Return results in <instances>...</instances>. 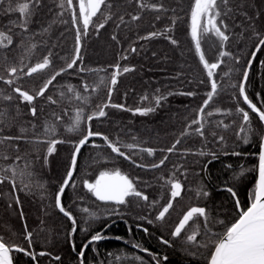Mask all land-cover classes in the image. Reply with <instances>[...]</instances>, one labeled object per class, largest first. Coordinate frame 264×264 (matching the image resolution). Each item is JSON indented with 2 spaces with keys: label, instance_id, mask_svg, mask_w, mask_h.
<instances>
[{
  "label": "trees",
  "instance_id": "obj_1",
  "mask_svg": "<svg viewBox=\"0 0 264 264\" xmlns=\"http://www.w3.org/2000/svg\"><path fill=\"white\" fill-rule=\"evenodd\" d=\"M58 0H45L46 7L34 17V21L30 27L31 29H39L40 25L47 26L51 21L56 19L55 13L60 11L56 7ZM118 7L113 11L117 14H123L125 20L129 23L127 26L121 25L119 29L116 24L119 20L116 16L106 24L105 28L101 29L99 34L90 27L89 34L82 38L81 55L83 57L82 66L86 69H104V71H85L78 72L69 70L53 82L50 86L48 94L58 97V93L64 85H73L78 90L81 89L82 81L89 85V91L84 93L90 97V103L85 106L86 115L91 111H98L97 105H103L108 99V90L110 87V77L114 69L110 66L119 63L121 67H134L135 71L124 73L118 77V83L112 89L111 102L114 104H123L126 109H136L144 107H155L154 96L157 95L156 89H160V93L167 95V93H177L168 96L167 100L162 101L161 106L156 108L154 112L148 115L133 114L132 111H126L116 108H106L107 115L103 118L95 119L91 122L94 131L102 132L109 136L110 139H117L122 143H134L132 137L135 136L142 147H152L155 149H166L180 137V134L185 130L186 124L192 119L196 118L197 110L206 99L205 93L210 91V80L207 76L206 70L199 61V57L195 52V43L191 39L190 34V5L193 0H162L165 7L175 9V12L169 11L164 14L165 18L156 23V28L153 29L151 22L155 19L157 13L145 11L142 19L139 21H131L127 15L128 12L139 11L134 3H129L128 0H113ZM238 0H233V6ZM247 4H252L253 0H246ZM259 6L257 9L246 7L243 10L248 11L249 15H253L259 8H264L260 4V0H255ZM76 4V0H74ZM6 6V5H5ZM48 9L52 11L49 12ZM179 16L175 29L170 35L178 39L179 43L173 46L168 40L159 37L152 40L137 41V37L145 35L153 30H162L164 25L170 23L167 17ZM234 19L227 20L230 31L236 33V38L229 42L228 49L234 53L235 56L240 57V63L237 64L235 60L225 58V63L215 71L214 79L218 80L222 90L219 95L210 104L209 110L215 107L224 109H235L236 101L232 99L234 94L238 93V89L232 88L230 85L237 84L242 79V72L246 66V61L250 59V53L254 50L255 41L247 38L239 39V34L243 30V26L247 23L245 18L236 12L233 14ZM19 18L18 13H11L4 15L0 9V28L8 24L9 20ZM63 19L68 20L69 15L65 13ZM103 17L98 14L94 18V23H99ZM257 27L264 23V15L260 17L259 21L255 22ZM235 25H240L236 27ZM252 31L248 29V33ZM63 33V36L60 34ZM116 35L119 43L111 39L112 35ZM18 39V38H17ZM37 43L46 42L48 46L58 44L59 47L54 51L61 55H70L74 49L75 32L71 24H61L57 22L53 25L52 31L44 35L35 37ZM135 46L137 53H129L125 50ZM156 55L153 56L152 53ZM46 54L44 47H38L35 55L31 61L26 60L25 63H34L39 61L43 55ZM128 55L127 60L121 59V55ZM12 55H17L12 53ZM209 62H215L217 53L215 50L210 51L207 56ZM264 60V48L258 53L256 60L253 63L249 82L247 84V93L254 103L260 106L256 98V94H260V98L264 99V68L260 66V61ZM63 61H55L52 68L46 69L43 72L34 74L32 77H25L24 80L19 81L18 85L29 91L38 90L39 87L53 74L54 71L64 67ZM228 77L224 76V72L229 71ZM0 75H6L0 66ZM101 78L104 83L100 84ZM203 81V83H201ZM0 88H4L10 92L7 85L0 82ZM92 88H97L92 91ZM196 92L195 96L179 95L181 92ZM69 96L71 94H68ZM147 97V99H144ZM240 100V107L247 106L243 104L242 98ZM43 106V102L38 101ZM3 105H0L2 107ZM80 106L79 101L64 99L58 105L45 106L44 113L40 120L36 123L37 133L42 132V121L44 118L54 120L51 116L52 112H56L62 116V122L57 124V134L54 138L64 139L65 143L56 146V152L49 157L47 167H42L41 162L35 159L37 153L33 151L31 145H25L21 151L30 153L25 156V159L17 163L23 167L27 161H32L31 170L33 172L32 180L34 183H44L46 191L33 187L31 190L17 191L15 194L11 193V184L5 182L0 184V235H2L9 243H15L27 247V242L23 238L24 220L19 216V208L15 204L13 195L19 196L21 200V207L25 214V220L28 225V230L33 232V249L37 252L46 251L51 255L44 257H37V261L33 262L30 257H25L22 253L15 254L14 264H80L78 259V252L83 243H85L90 235L108 227L104 234L109 239L103 240L97 244L89 247L85 254V264H100L105 261V264H110L112 257L108 253L115 255H127L132 257L140 255L144 258L147 264H155L152 257L140 252L132 247L133 244H141L148 248L152 253L158 254L159 257L167 256V261H162V264H207L205 257L207 252L200 250L195 256H190L185 252L188 245L184 242V235L180 238H172L171 232L182 218L183 214L192 206H207L211 209L212 215L224 220L226 223L232 222L238 212L241 210L235 207V199L226 190V187H233L238 193L241 201V208L249 204V192L254 188V182L257 179L258 172V150L259 137L252 136L249 144H244L242 139H239L235 133L240 124L241 117L233 115L231 117L216 116L210 119L220 120L224 119L225 123L235 120V126L229 128L227 131L217 129L219 135L225 137L223 144L215 143L213 138L209 136L208 141H202L199 137H185L178 149H192L193 151L216 152L217 158L213 159L211 156L188 155L181 158L179 154L170 155L169 161L165 166L153 171H145L141 168H136L122 157H116L111 153L110 149L106 147L93 148L91 142L86 145L78 157V172L74 173V180L77 187L66 189L65 195L62 197V202L66 207H70L73 215L77 218L78 226L77 232L73 236L68 233L71 230V222L67 220L54 207V195L60 183L66 176L67 168L70 164V157L73 152L72 142L78 140V134L68 133L65 126L71 121L70 118L75 116V109ZM22 111L26 112L27 107L22 105ZM67 109L68 114L64 115L63 110ZM250 111V110H249ZM252 117V124L254 127L258 126V117L250 112ZM32 119L30 116H24L21 121ZM27 126V125H25ZM13 133L16 129L13 128ZM29 136L32 135L30 131ZM207 135V130H206ZM243 135V134H241ZM97 144H103L99 138H93ZM39 149V155L42 157L46 152L47 145L41 144L36 146ZM127 151L126 149H122ZM239 152L241 155H231L232 152ZM229 153L225 155L224 153ZM109 155L112 158L107 167H119L123 172L129 174L134 178L139 176L141 181H148L152 187L145 188L146 194L150 198H156L160 204H164L169 199L170 186L164 185L163 181L158 179L161 175L165 178L174 169V163L183 164L184 168L188 169L187 179L180 176L179 172L176 174L182 183L185 185L186 191L182 193V197L174 202V207L170 210L169 215L164 222H156L149 225L146 221L139 220V216L148 215L153 218L156 211L159 209L150 210L142 201L132 198V205L130 208L121 206L125 215L121 217L107 216V210L111 205L102 204L96 201L91 194L87 193L82 187L83 179H94L98 175V168L93 164V158L98 154ZM165 153L157 151L155 156L149 157L146 153H140L134 159L139 163L151 164L158 162ZM14 158L17 153H10ZM143 157V159H141ZM2 164H11L12 160L0 161ZM205 165L207 168L205 170ZM231 165V167H228ZM245 170V174L238 180H235L234 173ZM183 171V169H181ZM27 182V181H26ZM203 184L205 189L210 193L207 198L201 197L197 199L194 191H187V189H195L198 185ZM143 187V183L138 185ZM23 187V185H20ZM44 197L43 199L41 197ZM79 197H84L83 200ZM11 204V207L8 205ZM140 204V207H136ZM90 210H98L104 214V218L91 223L89 227L84 221L87 220V214L82 211L83 208ZM41 220L44 221L41 224ZM140 224L143 228H147L145 233L142 228H137ZM129 226L131 232H129ZM87 227L88 232L82 231ZM191 222L186 232L190 231ZM214 230H222V227L217 224ZM120 236L122 239H115ZM161 237L171 242V246L164 245L160 242ZM75 241L76 251H73L70 241ZM95 249V251H94ZM190 251H196L195 248H190ZM60 256L61 260L56 261L55 256ZM121 264H138L131 259L124 260Z\"/></svg>",
  "mask_w": 264,
  "mask_h": 264
},
{
  "label": "snow or ice",
  "instance_id": "obj_2",
  "mask_svg": "<svg viewBox=\"0 0 264 264\" xmlns=\"http://www.w3.org/2000/svg\"><path fill=\"white\" fill-rule=\"evenodd\" d=\"M128 2L134 3L136 8L139 9L137 12L127 13L133 22L141 20L145 11L157 13L155 19L151 22L153 29L156 28L157 22L165 18L164 14L170 10L175 12V9L165 7L162 0H128ZM260 4L264 5V0H260ZM45 7V0H0V9H2L4 15L11 13L19 14L18 19L9 20L7 25L0 28V66H2L3 71L6 73V75H0V82L7 85L10 89L9 92L4 88H0V105H3L0 107V161L12 160L11 164L0 163V184H4L5 182L10 183L12 194H15L18 190H31L33 187L46 191L44 183H34L32 180L34 175L31 170L32 161H27L23 167L17 163L24 160L25 156L30 155V153L26 151L23 155L20 153L25 145H31L33 151L37 153L35 159L41 162L42 167H47L49 157L56 152V146L67 142L64 139L54 138L57 134V124L62 122L63 118L60 114L52 112L51 116L54 117V120L44 118L41 133L35 131L38 127L36 121L41 119L45 106L58 105L64 99L79 101L80 106L76 107L75 116L70 118L71 122L65 126L66 132L78 134L79 138L75 142H72L73 152L66 176L54 195V207L71 222L72 227L68 235L73 236L77 232V218L73 215L71 208L66 207L62 202V197L65 195L66 189L69 187L75 189L77 187L74 173L78 172V157L81 154V149L90 142L93 148L106 147L116 157H122L136 168L153 171L165 166L166 162L169 161L170 155L173 154H179L181 158H185L188 155H200L211 156L213 159H216L217 153L214 151L204 152L199 150L193 151L188 148L178 149L177 146L182 143L185 137H199L202 141L207 142L210 136L215 143L223 144L225 137L219 135L217 129L227 131L229 128L235 126L236 121L231 120L229 123H225L224 119L214 120L210 118L216 116L227 118L236 115L241 117V120L235 135L239 139H242L244 144H249L252 136L259 137L258 178L254 182V188L249 192L250 203L241 208V201L237 191L233 187H226L222 190L230 193L231 197L235 199V207L241 209L232 222L226 223L224 220L212 215L211 209L207 206H192L179 219V222L171 232V236L174 239L180 238L182 233H185L184 242L189 246V248L185 249V252L190 256H195L201 249L205 250L207 252V256L205 257L207 264H264V99L260 98L259 93L256 94V98L260 103V106H258L247 93V84L253 62L256 60L257 54L264 48V23L259 27L255 23L264 15V8H259L253 15H249L248 11L243 9L246 7L257 9L259 6L255 3V0H253L252 4H247L246 0H238L235 6H233V0H193L190 5V34L192 41L195 42V52L210 80V91L205 93L206 99L195 110L197 112L196 118L186 124L185 130L180 134V137L166 149H155L152 147H142L139 142H135L137 140L135 136L132 137L134 143H122L119 138L115 140L110 139L108 135L94 131L92 128L91 122L93 120L107 115L106 108L111 107L132 111L134 115L139 114L144 116L150 112H154L156 108L161 106L162 101L167 100L168 96L177 94L169 92L165 95L160 93V89H156L157 95L154 96L155 107L126 109L123 104L112 103V89L118 83V77L124 73L135 71L134 67H121L119 63L110 66L114 71L110 77V85L112 87L108 90V99L103 105L96 106L99 109L98 111L93 110L87 115L85 106L90 103V97L84 95V93L89 91V85L86 82L82 81L81 89L79 90L73 85H64L63 88L66 91H59L58 97L48 94L50 86H53V82L57 81L58 77L69 70L78 72L104 71V69H86L82 66V38L88 36L90 27L99 34L100 30L105 28L106 24L114 16L119 20V23L116 24L117 29L121 25L127 26L129 22L125 20V16L123 14L118 15L117 12L113 11L114 8L118 7L117 3L113 2V0H77V4L74 5V0H58L56 7L60 11L54 14L56 19L51 21L46 27L40 25L38 30L31 29L30 26L33 23H38V21H34V17ZM48 11L51 12L52 10L48 9ZM236 12H239L245 18V21H247L239 34V39L243 40L247 36V38L254 40V50L250 53V59L246 61V66L242 72V79L237 84L230 85L232 88L238 89V93L232 96V99L237 103L236 108L233 110L215 107L209 110L210 104L213 103L222 90V86L219 85L218 80L213 78L215 70L225 63V58L233 59L237 64L240 63V57L235 56L228 49L229 42L236 38V33L230 31L227 20L234 19L233 14ZM65 13L69 15L70 19H63ZM98 14L103 17V20L97 24L94 23V18ZM167 19H169L170 23L164 25L162 30H153L145 35H138L137 41L163 37L171 45H178V39L174 38L170 33L174 31L180 17L177 15L167 17ZM57 22L65 25L70 23L75 32L74 49L70 57L54 51V49L59 47L58 44L48 46L46 42H34L36 36L50 33L53 25ZM235 26L240 27V25ZM249 28L252 29L250 33H248ZM60 35L63 36V33ZM208 36L214 37L216 43L219 44L220 50L217 53L215 62H209L206 59L205 52L202 50V37ZM111 39L119 43L115 34L112 35ZM38 47H44L46 54L37 62L25 63L26 60L31 61ZM212 47L215 48L216 44L214 43ZM125 51L137 53L138 49L133 46ZM12 53H16L17 55L14 56ZM152 55L155 56L156 53L153 52ZM121 59L127 60L128 55L122 54ZM57 60L63 61L65 66L54 71L38 90L29 91L22 84L18 85V82L24 80L25 77H32L34 74L52 68L54 62ZM259 63L264 68V60H261ZM230 72L231 70L224 72V76L228 77ZM103 83L104 79L101 78L100 84ZM96 90L97 88H92V91ZM68 94L71 95L69 96ZM179 95L191 97L197 95V93L189 91L181 92ZM237 97L242 98V102L247 106L248 110L239 106L240 100ZM144 99H147V97H144ZM41 100L43 106L38 103ZM22 105L27 107L26 112L22 111ZM63 112L64 115L68 114L67 109H64ZM250 112L258 117V126L256 127L252 124ZM24 116H30L32 119L25 120L17 126V122L21 121ZM13 128L16 129L15 133L12 131ZM30 131L32 132L31 136L28 135ZM93 138H99L103 141V144L95 143ZM41 144L47 145L46 152L42 157L39 155V149L36 147ZM122 149H126L127 151ZM157 151L165 153L158 162L145 164L139 163L134 159L140 153H146L149 157L155 156ZM10 153H17V155L13 158ZM224 154L228 155L229 153L225 152ZM231 155L239 156L241 153L234 151ZM92 162L98 168V175L94 179H83L82 187L96 201L112 206L107 210V216L121 217L125 215L121 206L130 208L132 198H135L138 201L144 202L150 210L149 215H151V210L159 209L153 218L144 215L139 216V220L146 221L149 225L156 222H164L170 210L173 209L174 202L178 198H181L182 193L186 191L184 183L176 175L179 172L180 176H183L185 180L187 179L188 169L184 168L183 164L174 163L172 165L174 170L170 172L167 178L163 175L158 178L163 181L164 185L170 186L169 199L166 203L160 204L159 200L150 198L146 194L144 189L152 187L148 181H141L139 176L132 178L119 167L108 168L107 165L112 162V158L109 155L98 154L93 158ZM228 167H231V165H228ZM206 168L207 165H205V170ZM244 174L245 170L242 166L239 172L234 173L233 178L238 180ZM141 183H143V187L138 186ZM20 185H23V187H20ZM187 191H194L197 199L201 197L207 198L210 195L203 184L198 185L195 189H187ZM41 198L43 199L44 197L42 196ZM13 199L19 208L21 220H24L23 238L27 242V247L9 243L0 235V264H14L15 254L18 253H22L25 257H30L33 262L37 261V257L51 255L46 251L37 252L33 249V232L28 230L25 214L21 207V200L16 195H13ZM79 199L83 200L84 197H79ZM11 206V204L8 205V207ZM136 207H140V204H136ZM82 211L87 214V220L84 223L88 224L89 227L91 223L104 218V214L98 210H90L85 207ZM190 222V231L186 232ZM43 223L44 221L41 220V224ZM217 224L222 227V230H214ZM108 227H111V225H106L105 229L90 235L89 239L83 243L77 254L80 264H85V254L91 245L110 238L104 234ZM136 227L142 228L145 233L148 232V229L143 228L140 224H137ZM128 230L131 232L130 226ZM82 231L88 232V228L85 227ZM115 239L121 240L122 238L116 236ZM160 242L171 246V242L163 237H161ZM70 245L72 250L76 251L74 240L70 241ZM132 247L152 257L155 264H162V261L168 260L167 256L159 257L158 254L152 253L141 244H133ZM190 248H195L196 251H190ZM108 256L112 257L110 264H121L122 261L129 259L138 262V264H147L140 255L128 257L127 255L121 256L108 253ZM54 259L60 261L61 257L57 255ZM100 264H105V261H101Z\"/></svg>",
  "mask_w": 264,
  "mask_h": 264
},
{
  "label": "rangeland",
  "instance_id": "obj_3",
  "mask_svg": "<svg viewBox=\"0 0 264 264\" xmlns=\"http://www.w3.org/2000/svg\"><path fill=\"white\" fill-rule=\"evenodd\" d=\"M76 4H77V0H76ZM74 5H75V4H74ZM194 43H195V42H194ZM201 43H202V50L205 52L206 59H208L207 56H208V54H209L210 51L215 50L216 53H218V51L220 50V49H219V44L216 43L214 37H211V36H208V37H202ZM214 43L216 44V47H215V48L212 47V45H213ZM215 71H216V70H215ZM213 78H214V77H213Z\"/></svg>",
  "mask_w": 264,
  "mask_h": 264
},
{
  "label": "water",
  "instance_id": "obj_4",
  "mask_svg": "<svg viewBox=\"0 0 264 264\" xmlns=\"http://www.w3.org/2000/svg\"><path fill=\"white\" fill-rule=\"evenodd\" d=\"M257 55H258V54H257ZM253 63H254V62H253ZM251 69H252V68H251ZM250 72H251V70H250ZM82 149H83V148H82ZM82 149H81V150H82ZM257 178H258V172H257Z\"/></svg>",
  "mask_w": 264,
  "mask_h": 264
}]
</instances>
